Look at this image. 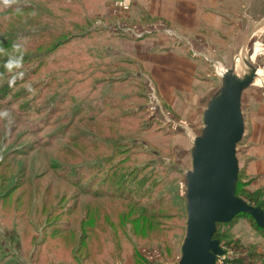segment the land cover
I'll return each instance as SVG.
<instances>
[{
    "label": "rangeland",
    "instance_id": "obj_1",
    "mask_svg": "<svg viewBox=\"0 0 264 264\" xmlns=\"http://www.w3.org/2000/svg\"><path fill=\"white\" fill-rule=\"evenodd\" d=\"M216 1L180 4L193 24L201 11L225 30L154 17L155 0H0V264H179L204 113L240 54L264 81V25L246 14L248 0L229 13L207 6ZM241 20L246 32L232 39ZM181 53L203 58L204 112L192 122L163 101L143 65L168 70ZM256 78L240 92L249 130L236 148L249 191L264 190L252 187L243 158L264 108ZM219 234L226 259L216 264H264V230L250 218Z\"/></svg>",
    "mask_w": 264,
    "mask_h": 264
},
{
    "label": "water",
    "instance_id": "obj_2",
    "mask_svg": "<svg viewBox=\"0 0 264 264\" xmlns=\"http://www.w3.org/2000/svg\"><path fill=\"white\" fill-rule=\"evenodd\" d=\"M233 73L231 69L223 74V86L204 113V133L194 140L193 169L186 176L187 228L179 264H216L225 253L213 238L216 226L231 222L239 213L250 214L264 227V210L236 195V148L245 130L240 92L255 75L240 80Z\"/></svg>",
    "mask_w": 264,
    "mask_h": 264
},
{
    "label": "crops",
    "instance_id": "obj_3",
    "mask_svg": "<svg viewBox=\"0 0 264 264\" xmlns=\"http://www.w3.org/2000/svg\"><path fill=\"white\" fill-rule=\"evenodd\" d=\"M159 1H161L163 4H161V2L158 3ZM172 1L176 2L175 5H173ZM182 1L183 3H185L187 0L186 1L182 0ZM182 1L179 0V2H177L176 0H155V2L149 3L151 7H153L150 13L154 17L165 16V18H167L171 22L183 24L187 28H194L195 26L198 27L199 23L204 24V27L206 28H211V29L213 28L218 31L223 29V27L225 28L228 27V25L226 26L225 20L222 19L220 16L219 18H216L213 15H211V17L208 16L207 18L208 20H203L201 11L199 12L198 17L196 18L195 23L193 24L192 22L186 19L185 16L187 14H184L182 11L184 8L189 7V5L180 4ZM202 4L205 3L202 2ZM207 6H211L215 8L217 6L218 7L221 6L219 10L215 9V11H220L221 8H226L227 13H229L231 7L232 8L236 7V2L235 0H217L214 4H210ZM244 6L245 9H247L246 14H248V16H250L255 20L253 21V23L257 22V24L255 25L261 24V26H263L264 0H248L244 2ZM173 7H175L174 11L171 10V8ZM181 14H183L184 18L180 16ZM246 14L244 12V14L241 16H246ZM210 24L211 26L207 27ZM247 24H248V20H241L238 27L237 28L234 27L235 29L233 30L232 39L234 37L236 40L241 35H243V33L246 32L245 30ZM225 28L223 30H225ZM207 30L203 29L201 31L199 30L196 31L200 32L202 36H207L205 33V31L208 32ZM197 36H198L197 38L201 37L199 34H197ZM199 52L205 53L203 50H200ZM212 53L215 54L213 51L212 52L208 51V54L210 56H212ZM171 59H172L171 66L168 67V70L167 69L162 70L160 67H155L149 58H147V61L145 62L146 64L143 63V65L147 71L151 72V74L154 75V79L157 80L158 92L159 95L162 97L163 101L168 103L169 107L173 108L176 112L181 113L183 118H187L189 119L190 122H192L193 120H197L199 118L198 115L204 112L203 111L204 107L202 104V99L204 95L199 93L201 92L200 88L202 87V85L198 84L199 83L198 72L201 70H199L200 66L197 63L198 61L203 64V58L198 57V59L195 60L189 54L181 53L179 55H175L174 58L171 57ZM235 64L236 66H238L239 61L236 60ZM259 69L261 73V70L263 69L261 68ZM257 80L259 79H256V81ZM261 83L264 84L263 79ZM196 92H198V94L200 95L198 96ZM192 117H194V119H191ZM254 117L255 118L259 117V121L256 124L253 123L255 127L250 129V132L248 133V142L245 143L244 145L245 150H244L243 158L248 160V163L246 165V172L247 175L253 178L252 187L258 189L260 188L261 185L262 186L264 185V108L262 107L258 116L254 115ZM245 130L247 131L249 129H245Z\"/></svg>",
    "mask_w": 264,
    "mask_h": 264
},
{
    "label": "trees",
    "instance_id": "obj_4",
    "mask_svg": "<svg viewBox=\"0 0 264 264\" xmlns=\"http://www.w3.org/2000/svg\"><path fill=\"white\" fill-rule=\"evenodd\" d=\"M238 181V180H237ZM249 185V182L247 181H241L239 180L236 184V195L243 199L244 201H246L248 204L250 205H258L259 207H261L263 210H264V190L263 189H259L257 191H249L246 187H248ZM244 187V188H243ZM245 190V191H244ZM245 194V195H244ZM262 197V198H261ZM139 203H137L138 205ZM142 210H145V209H142ZM145 220L148 221V222H151L153 219L152 217H149L147 214L143 213ZM238 217H248L250 218L252 221H255V219L248 213H239L237 214L233 220H235L236 218ZM232 220V221H233ZM231 221V222H232ZM147 222V223H148ZM231 222L229 223H218L217 226H216V232L214 234V239H217L219 240V232H220V228L224 225H227V224H230ZM256 226L257 228H259L260 230H264V227H259L256 223ZM226 237V235H224ZM49 246V245H48ZM237 247L234 248V250H241L242 252H244V250L242 248H239L240 247V243H238L236 245ZM241 252V253H242ZM48 253V252H47ZM46 253V254H47ZM46 256V255H45ZM248 257H252L251 254L248 255ZM252 259V258H251ZM228 263H234V264H246V261L240 257V256H232V257H229V259L226 261Z\"/></svg>",
    "mask_w": 264,
    "mask_h": 264
},
{
    "label": "bare ground",
    "instance_id": "obj_5",
    "mask_svg": "<svg viewBox=\"0 0 264 264\" xmlns=\"http://www.w3.org/2000/svg\"><path fill=\"white\" fill-rule=\"evenodd\" d=\"M240 55L241 56L238 59L239 61L238 66H236V64H234L233 66V70H234L233 74L240 80L246 79L248 76H253L254 74L257 77L256 79L261 80L260 69L258 68L257 70H255V72H253L251 67H249L248 64L246 63L243 53Z\"/></svg>",
    "mask_w": 264,
    "mask_h": 264
},
{
    "label": "built area",
    "instance_id": "obj_6",
    "mask_svg": "<svg viewBox=\"0 0 264 264\" xmlns=\"http://www.w3.org/2000/svg\"><path fill=\"white\" fill-rule=\"evenodd\" d=\"M226 256H220V257H218V259H217V261H219V262H221L222 263V261H224L226 258H225ZM217 263V262H216Z\"/></svg>",
    "mask_w": 264,
    "mask_h": 264
}]
</instances>
